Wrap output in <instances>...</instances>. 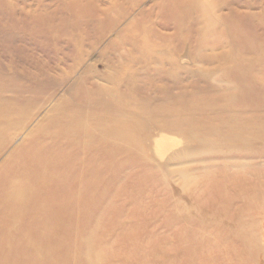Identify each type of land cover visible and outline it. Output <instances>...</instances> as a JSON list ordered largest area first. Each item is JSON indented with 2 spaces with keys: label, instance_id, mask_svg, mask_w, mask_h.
<instances>
[{
  "label": "bare ground",
  "instance_id": "obj_1",
  "mask_svg": "<svg viewBox=\"0 0 264 264\" xmlns=\"http://www.w3.org/2000/svg\"><path fill=\"white\" fill-rule=\"evenodd\" d=\"M161 1L159 7L174 16L175 30L168 33L173 43L152 39L150 33L159 36V31L142 25L146 42L134 36L130 46L139 54L125 59L132 66L155 65L148 81L153 76L155 80L145 87L156 89V99L149 107L139 112L133 109L122 112V98L112 97L109 93L114 91L107 87L102 88L110 99L98 93L90 102V108L98 107L107 111L106 115L86 114L78 102L68 100L67 94L57 100L55 96L47 100L50 91L44 88L34 89L38 94L28 96L26 88H14L13 84L4 88L13 95L0 94V264H81L89 260L91 255L82 254L85 252L82 241L88 236L96 243L99 224L95 223V217L119 179L123 165L145 170L141 187L144 183L148 188L157 185L155 171L161 170L167 178L178 174L188 187V200L194 205L198 183L193 173L203 167L206 172L203 176L207 178L203 188L210 197L204 210L223 211L224 218L238 228L240 237L243 232L251 233L246 223L258 218L260 210L264 226V172L255 173L252 162L264 159V114L257 113L256 109L251 112L257 114L249 117L240 114L250 110L244 107L239 88L245 92L246 104L247 97L251 98L246 94L247 87L256 80L246 78L245 73L253 63H246L247 59L242 56L236 57V40H221L220 32L231 33L223 21L207 15L210 10L221 11L222 6L215 0ZM196 11L205 14L194 15ZM158 25L168 30L167 22ZM192 35L196 43L190 47L184 38L190 39ZM102 39L89 45L100 46L101 55L117 45L115 41L105 44ZM206 48L211 51L203 52ZM84 54L79 53V61L84 59ZM199 62L231 63L225 73L234 74V78L209 96H191L184 84L188 76L202 79L210 76L203 67L189 69V65ZM105 63L108 71H100L96 66V73H104V80L120 88L125 78L119 68L121 64H116V57H109ZM90 65L80 78L84 79L88 72L91 74L93 66ZM133 76L130 74L128 78ZM78 83L85 86L84 80ZM175 85H181L178 94L173 93ZM73 88L74 85L69 89ZM128 131L134 132L138 139L128 135ZM174 132H183L188 141L180 146L171 136ZM155 134L158 136L153 138ZM151 138L156 154L163 156L169 165L157 166L148 158ZM212 161L217 162L210 164ZM174 164L181 168L174 170ZM211 168L220 173L219 177L211 176ZM212 184L217 186L213 193L208 191L212 190L208 187ZM208 203L211 204L208 206ZM234 211L241 213L233 216ZM178 217L194 218L190 207ZM258 241L264 248V234ZM90 251L97 252L95 248Z\"/></svg>",
  "mask_w": 264,
  "mask_h": 264
},
{
  "label": "rangeland",
  "instance_id": "obj_2",
  "mask_svg": "<svg viewBox=\"0 0 264 264\" xmlns=\"http://www.w3.org/2000/svg\"><path fill=\"white\" fill-rule=\"evenodd\" d=\"M215 2L222 6L221 11L210 10L207 15L211 19L223 21L231 33L220 32L221 40H236V57L242 56L247 59L246 63H253L251 70L245 73L246 78L256 80L247 87L246 94L251 98L247 97L246 104L245 92L239 88L244 97L241 101L250 110L240 111V114L249 117L256 113L251 112L255 109L259 110L257 113L264 114V0ZM160 4L161 0H0V75L4 76L0 77V88H10L14 84V88H26L28 96L38 94L34 89L44 88L50 91L47 95V100L50 101L54 96L57 100L67 94L68 100L71 103L78 102L82 111L88 115L99 112L108 114L98 107L90 108V102L97 98L98 93L108 99L111 98L109 94L121 97L122 112L124 109L139 112L149 107L151 101L156 99V89L149 90L145 87L146 83L155 80L153 76L148 81L155 65L132 66L125 59L139 54L130 46L134 36L146 42V32L142 25L152 26L155 31H159V36L150 33L152 39H164L168 44L173 43L168 33L175 30L172 20L174 16L172 18L170 11L160 8ZM202 14L205 13L196 11L194 15ZM43 15L45 16L40 17ZM163 22L169 24L168 30L158 25ZM181 31L179 37L183 39L185 29ZM99 38H103L105 44L115 41L117 45L101 55L100 46H89L96 39L100 42ZM184 41L186 45L193 47L196 37L192 35L190 39L184 38ZM182 44L181 40L180 49ZM205 51L211 50L203 49ZM81 52L85 56L79 61L78 55ZM109 57H116V64H121L119 68L125 78L120 88L115 83L104 80V73H96V66L100 71H108L105 62ZM89 65L93 66L91 74L88 72L84 79L80 78ZM195 65H189V69L198 70L203 67L210 76L207 79L188 76L184 84H187V92L191 96H209L222 85H229L234 78V74L225 73L231 63L199 62ZM214 71L219 75H215ZM130 74L134 76L128 78ZM79 79L84 80L85 86L79 85ZM208 80L210 81L207 82ZM165 83L157 82L160 85ZM169 83L173 86L172 82ZM72 85L74 88L71 90L69 88ZM179 86L181 85L174 86L173 93H179ZM102 87L114 92L104 93L105 89ZM67 90L70 93H66ZM1 93L13 95V92L5 89ZM160 96L165 98V95ZM124 133L122 130V134ZM127 134L138 139L132 131ZM157 136L155 134L153 138ZM171 136L174 141L176 139L180 142V146L188 141L183 132H174ZM153 138L148 142V158L157 166L165 167L169 163L163 156L156 154ZM215 162L217 161L210 164ZM252 162L255 173L264 172V159ZM173 166L176 171L181 168L176 164ZM216 171L215 168L210 169L214 178L220 175ZM144 172L143 168L123 165L118 183L115 182L109 197L95 217V223L99 224L96 227V243L93 244L88 236L82 241V248L85 249L82 254L91 255V258L81 264H264V248L258 241L264 234L261 223L263 218L260 215L262 210L258 211V218L249 219L246 223L254 236L243 232L240 237L237 234L238 228L224 218L223 211L212 208L210 211L207 208L204 210L203 206L210 197H207L203 188L207 183L203 167L193 173V179L198 183L195 205L188 200V187L178 174L167 178L161 170L155 171L159 181L155 187L148 188L146 183L142 187L140 185ZM208 187L212 189L208 190L212 193L217 188L213 184ZM187 207H190L194 218H179L178 214ZM240 213L234 211L231 215ZM93 248L96 253H90Z\"/></svg>",
  "mask_w": 264,
  "mask_h": 264
}]
</instances>
